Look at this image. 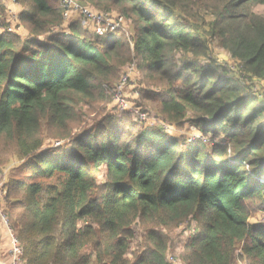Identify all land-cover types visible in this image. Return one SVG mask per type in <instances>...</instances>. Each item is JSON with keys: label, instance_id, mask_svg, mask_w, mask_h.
<instances>
[{"label": "trees", "instance_id": "16d2710c", "mask_svg": "<svg viewBox=\"0 0 264 264\" xmlns=\"http://www.w3.org/2000/svg\"><path fill=\"white\" fill-rule=\"evenodd\" d=\"M15 1L27 35L0 24V167L18 162L0 180V224L22 263L174 264L173 231L192 222L181 264H233L239 246L264 264V227L250 222L264 206V102L249 89L264 84V0H80L123 16L126 36L79 18L61 34L60 0ZM131 63L155 124H119L131 116L119 110L113 128L83 123ZM185 124L203 138L169 132ZM7 248L1 237L0 262Z\"/></svg>", "mask_w": 264, "mask_h": 264}, {"label": "rangeland", "instance_id": "374dc122", "mask_svg": "<svg viewBox=\"0 0 264 264\" xmlns=\"http://www.w3.org/2000/svg\"><path fill=\"white\" fill-rule=\"evenodd\" d=\"M3 5H4V3H3ZM4 6H6V5H4ZM256 11L258 13H264V7H259L256 9ZM5 12L7 13L6 7H5ZM6 13L0 14V24L3 22V20L5 18V20L7 19L8 21L7 20L6 21L10 22V24L12 26V22H15V21H11L10 16L8 15V17H7ZM67 25H68V23L61 22V25L58 28L59 30L64 29V30L60 31L61 34L66 31L65 27ZM17 27H18V25L15 27V29H17ZM19 27H20L19 30H17L16 32L21 37H25L27 35L26 30H23L21 26H19ZM129 32H131V28H130V26L128 27V25L126 24L124 31L120 32L119 35L126 36L129 34ZM56 33H58V32H56ZM52 34H55V33L53 32ZM213 57L217 59V61L220 65L227 67L230 71H232V68H236V66H237L235 61L231 60L229 58L228 54H226L220 48L214 49ZM126 67H128V66H126ZM126 67H124V69ZM149 82L150 83L148 84V86H149L150 90H152L153 89V83H152L151 78L149 79ZM118 83H119V81H118ZM254 83H257V82L254 81L253 84ZM253 84H251V85H253ZM142 88H143V84L140 80V76L134 77L132 79V87H130V88L126 87V92L129 93V99L128 100L132 101V99H131L132 95L131 94H133L134 92L138 93L139 90ZM117 111H118V108L116 107L114 100L111 99L108 103H102V104L96 105L95 111L92 114H91L90 108H86V110H85L86 117H81L80 120L87 125L97 124L99 127H102V128H104L105 126L113 128L114 126H116L118 124H113V125L107 124V122L105 120L111 118V116H116L115 112H117ZM125 112L130 113L131 116L130 117L129 116L128 117L127 116L120 117L119 118L120 119L119 124H121V123L125 124L126 123L127 125H129V123H131V124L132 123H136V124L138 123L133 118V116H134L133 113H131L129 111H125ZM148 118L151 122H154V124H155V120H154L155 118L153 119V117L150 115L148 116ZM116 119H118V117H116ZM168 129H169V132L173 136L181 137L185 140L203 138L202 134L199 132V130H197L194 126H192L190 124H185V125L181 126L180 128L168 127ZM205 142H206V140H205ZM47 144H48V141L45 143L44 148L49 147V146H57L58 145L55 143L50 144V145H47ZM10 159H11L10 162H8L4 166L0 167V169H2L3 167H8V169H9L8 172L5 173V175L2 176L0 174V180L3 177L6 178L8 176V174L10 172H13V170L15 168H17V166H18V162H17V159L15 157H11ZM5 180L6 179H4L3 181H0V206L2 203V197L4 196V190L2 189V185L4 184ZM257 208L258 209L255 212H253V215L250 219V222L254 226H257V227L263 226L264 227V206H260ZM1 212L2 211L0 209V214H1ZM195 232H196V226L192 222L182 224L181 226L178 227V229L173 231L174 245L170 248V258L173 257L175 259L176 263H174V264H181L180 258L182 256L186 246L191 241L192 236L195 234ZM5 233H6V231L4 228V232L0 231V238L2 237V239H5V243H7L8 240L6 239ZM239 250H240V246L238 247L237 251L235 252V259L233 261V264H250L245 256L240 255Z\"/></svg>", "mask_w": 264, "mask_h": 264}, {"label": "built area", "instance_id": "2783aa9c", "mask_svg": "<svg viewBox=\"0 0 264 264\" xmlns=\"http://www.w3.org/2000/svg\"><path fill=\"white\" fill-rule=\"evenodd\" d=\"M6 5L7 17L11 18L12 27H9V31L19 30L18 22V4L15 0H0ZM62 8V18L64 22H68L71 18H79L82 26L86 31L95 34L96 36H104L106 34L114 33L117 30H123L126 26V20L123 16L117 14H104L93 11L86 5L82 4L80 0H60ZM18 25L17 29L15 27ZM135 66L131 63L126 67L122 73L119 83L110 91L112 99L114 100L116 107L119 111H129L134 114L135 118L144 123L145 125L152 126L154 122H151L146 113L137 105V92H134L131 97L132 101H129V93L126 92V87H132V79L135 77ZM252 94L258 98V100L264 102V84L254 83L249 87ZM163 128L166 126L163 125ZM199 139V138H198ZM202 139V138H201ZM195 139H188L193 141ZM248 170V167L246 168ZM1 218L4 219L1 215ZM4 222V220H3ZM5 236L8 240L7 249L8 257L6 262H0V264H23L20 260L22 251L21 247L17 243L14 234L10 230H6ZM170 261H173L170 258ZM174 263V261H173Z\"/></svg>", "mask_w": 264, "mask_h": 264}, {"label": "crops", "instance_id": "0c3cea01", "mask_svg": "<svg viewBox=\"0 0 264 264\" xmlns=\"http://www.w3.org/2000/svg\"><path fill=\"white\" fill-rule=\"evenodd\" d=\"M0 220H2L1 219V214H0ZM0 231H3L4 232V227L0 224Z\"/></svg>", "mask_w": 264, "mask_h": 264}, {"label": "bare ground", "instance_id": "6f19581e", "mask_svg": "<svg viewBox=\"0 0 264 264\" xmlns=\"http://www.w3.org/2000/svg\"><path fill=\"white\" fill-rule=\"evenodd\" d=\"M8 255V254H7ZM21 260V259H20Z\"/></svg>", "mask_w": 264, "mask_h": 264}]
</instances>
